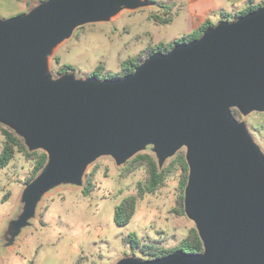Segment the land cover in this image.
Segmentation results:
<instances>
[{"label":"water","instance_id":"obj_1","mask_svg":"<svg viewBox=\"0 0 264 264\" xmlns=\"http://www.w3.org/2000/svg\"><path fill=\"white\" fill-rule=\"evenodd\" d=\"M153 4L43 0L0 17V123L48 155L22 190L4 248L33 225L51 189L82 185L101 156L122 166L152 145L160 169L185 148L184 208L204 249L115 264H264V152L232 111L264 112V5L154 52L120 78L48 72L54 49L80 26Z\"/></svg>","mask_w":264,"mask_h":264},{"label":"rangeland","instance_id":"obj_2","mask_svg":"<svg viewBox=\"0 0 264 264\" xmlns=\"http://www.w3.org/2000/svg\"><path fill=\"white\" fill-rule=\"evenodd\" d=\"M153 14L164 15L159 8L151 7L138 12L123 11L109 21L80 26L50 55L49 74L58 77L60 65L67 64L78 77H88L102 64L98 71L102 78H108L122 71L124 60L153 42H169L184 34L185 21L181 16L175 15L170 23H160L152 18ZM239 120L246 123L264 152V112L241 114ZM3 141L0 131V151ZM180 151L185 152V148ZM142 152L157 158L152 145ZM175 156L168 158L162 169ZM126 164L118 166L112 156H101L89 165L82 185L62 184L44 194L33 225L24 230L16 246L9 250L1 246L0 240V264H115L124 257L147 259L127 242L129 235H136L143 242L158 241L167 248L177 247L195 226L186 213L175 210L179 208L180 169L176 167L154 193L139 198L131 221L118 225L116 206L125 197L137 194L138 183L147 176L143 167L126 174ZM33 167L34 161L18 152L0 170V225L6 227L17 215L19 196ZM89 173L94 174L95 186L85 195L83 188ZM2 235L0 231V239Z\"/></svg>","mask_w":264,"mask_h":264},{"label":"trees","instance_id":"obj_3","mask_svg":"<svg viewBox=\"0 0 264 264\" xmlns=\"http://www.w3.org/2000/svg\"><path fill=\"white\" fill-rule=\"evenodd\" d=\"M43 0H40V2ZM163 7V5H162ZM259 7L253 6L245 11H241L236 15H231L229 13H222V16L227 20H233L234 18H238L241 15L247 14L250 11H253ZM168 12L165 13V16L153 14L152 18L156 21L162 23H169L171 21V17L167 15ZM214 25L211 20H206L196 31L184 35L180 38L175 39L169 43H159L156 45H149L136 56L130 57L122 62V71L116 74H111L110 78H120L126 74H129L134 71V69L147 57L153 54L156 51H168L170 50L175 44L191 41L193 39L198 38L208 27ZM57 63H59V58H56ZM103 67L101 64L97 70L93 72V74L97 75L99 78H102L99 73V68ZM72 70L71 65L61 64L58 71L59 74L65 73L67 71ZM233 114L237 119L241 117V113L238 109H232ZM0 131L4 136V141L2 144V149L0 151V170L2 168L7 167L10 162L15 158L18 152L24 154L27 159H31L34 161V167L32 170V174L28 179L30 182L34 179L39 172L43 169L45 164L47 163L48 155L46 152L42 150L36 151H29L26 147L23 138H21L15 131L9 128L6 125L0 123ZM145 168L147 172V176L143 182L138 183V190L137 194H133L130 196L125 197L115 209V222L118 225H126L128 224L131 219L133 218L136 209L137 203L139 198H143L147 193H154L158 188H160L163 184H165L167 177L170 173L178 167L180 169L181 177L179 181V197H178V205L179 208H176V212L178 214L185 215V208H184V191L188 181L189 175V166L185 157L184 151H179L174 159L171 160L170 164L160 169L158 162L153 154L147 152H141L131 158L125 168V173H131L139 168ZM94 174L89 173L86 177V185L83 188V193L85 195L90 194L93 190L95 184L93 182ZM8 198V194H5L4 200ZM127 242L131 245V247L136 250L139 249L141 254L146 257L147 259H153L158 257L166 256L178 249H182L186 252H201L203 247V242L199 236V233L195 226H192L189 229V232L186 237H184L179 245L175 248H167L163 245H160L158 241L154 242H143L138 236L136 235H129L127 238ZM30 264H35L34 261H31Z\"/></svg>","mask_w":264,"mask_h":264},{"label":"crops","instance_id":"obj_4","mask_svg":"<svg viewBox=\"0 0 264 264\" xmlns=\"http://www.w3.org/2000/svg\"><path fill=\"white\" fill-rule=\"evenodd\" d=\"M150 1H152L154 4L146 8L157 7L159 8V10H161V12H163L164 14L163 16H165V13L168 12L167 15L171 17L170 22L174 21L175 15H177L178 17L181 16L183 18V21H185L184 23L185 30L182 36L196 31L206 20H211L214 24H216L219 21L225 19L222 16L223 12L229 13L233 16L241 11H245L249 9L250 7L253 6L260 7L264 5V0H150ZM39 2L40 0H0V17L10 18L25 14L28 11H30ZM140 10H136V11L138 12ZM131 12H135V11H131ZM182 36H176L173 40L169 42H172L175 39L180 38ZM169 42L158 41V42H153L151 45H156L159 43H169ZM19 201H20V196L17 206H19ZM5 228L6 227H4L3 225H0V231H2V233L5 230ZM16 244L9 247L8 249L12 250V248L15 247Z\"/></svg>","mask_w":264,"mask_h":264}]
</instances>
